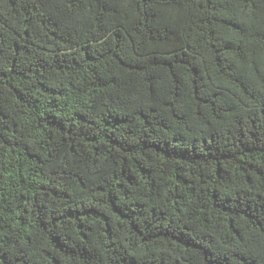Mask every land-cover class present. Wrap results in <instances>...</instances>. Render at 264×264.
<instances>
[{
	"label": "trees",
	"instance_id": "16d2710c",
	"mask_svg": "<svg viewBox=\"0 0 264 264\" xmlns=\"http://www.w3.org/2000/svg\"><path fill=\"white\" fill-rule=\"evenodd\" d=\"M0 264H264V0H0Z\"/></svg>",
	"mask_w": 264,
	"mask_h": 264
}]
</instances>
